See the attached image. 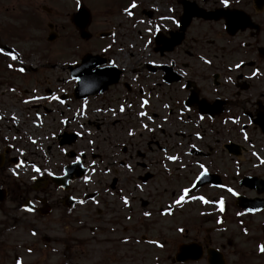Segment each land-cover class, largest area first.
<instances>
[{
    "label": "flooded vegetation",
    "instance_id": "obj_1",
    "mask_svg": "<svg viewBox=\"0 0 264 264\" xmlns=\"http://www.w3.org/2000/svg\"><path fill=\"white\" fill-rule=\"evenodd\" d=\"M35 1L0 0V9H5L3 13L11 10L19 11L21 15L27 14L28 25H33ZM106 1L102 6L109 4ZM117 1L112 7L118 11L115 19L124 22L118 24L115 20L117 26L130 25L131 31L138 29V37L142 41L138 48L113 41V29L98 31V25L114 27L115 24L114 19H107L105 9H100L95 0H70L71 5L65 6L62 15L41 7V12L46 16L61 15L64 19L46 23V40L63 38L65 43L75 41L70 49L73 59L61 65L59 77L44 78L50 85H59V90H62L60 95L65 99L59 102L57 121L53 126L58 125L55 139L57 146L66 150L63 155L68 161L59 162L57 168L50 166L48 160L44 166L33 169V174L24 173L22 177H14L9 171L12 169L10 165L21 167V159L9 156L10 147L0 149V191L4 192L3 199H0V213L27 211L38 217H50L54 208L60 206L64 208L65 216L71 214L82 226L86 218L83 213L88 212L89 207L84 212L79 211L78 207L88 203L96 207L103 203L102 194L107 192L103 179L109 178L106 184H111L114 189L118 179L109 175L116 168L114 160L123 155L125 158L119 160L118 165L130 174L124 179L122 191L123 199L128 200L127 205L123 204L127 213L124 220L129 221L132 212L137 209L135 205L132 210L131 204L136 199V193L142 191L139 186L146 184L140 182L144 171L150 168L146 162H151V158L146 157H161V161L158 159L154 165L156 180L162 178V160L169 161L172 167L175 160L169 157L175 156L176 163L184 165L185 169L192 164L196 167L204 165L202 169L206 170V185L198 191L206 189L218 194L206 195L207 208H211L206 210V238L202 242L192 239L177 244L172 257L167 249V264H264V252L258 250L259 246H264V208L255 212L247 210L248 201H264V147L260 150L262 155L254 156L256 147L252 142V139L256 141L258 137H264V0H227V7L221 4L219 8L211 6L210 0H159L157 7L150 3L144 7L143 2L138 0ZM183 1L192 4L196 13L205 14V18L193 17L182 32L178 26L182 13L180 2ZM133 3L135 7H130ZM220 9L222 14L241 12L244 15L241 23L247 25L229 33L224 20L206 18V14ZM80 10L84 11L78 18V26H75L73 16ZM193 22L205 26L220 23L227 41L236 40L234 44L226 45L227 48L219 55L210 53L211 57H207L206 52L191 55L186 50L183 54L186 58H181L179 49L185 46ZM84 23H87L86 28L80 30ZM65 27L69 30L63 33ZM179 30L183 38L180 44H175L173 36ZM82 42L91 43L89 47L92 49L84 51L80 46ZM63 46L65 53V44ZM115 46L120 48L113 49ZM234 53L241 57L240 60L231 57ZM87 55L97 57L95 62L98 64L88 66L72 77L69 67L80 65ZM205 60L209 63H205ZM237 64L241 66L235 67ZM22 70L25 68L22 67ZM254 71L257 73L255 76L252 75ZM77 82L97 87L102 92H82L87 95L76 100L72 93ZM47 92L50 94L49 89ZM44 100L49 105V101ZM43 111L47 120L52 109L43 108ZM129 132L132 134L129 135ZM227 134L233 138L225 141ZM235 134L249 143L247 148L235 142ZM163 137L169 142L168 145H161ZM211 143L214 145L211 146ZM169 151L171 154H168ZM244 152L248 155L252 152L250 155L254 161L248 159L250 166H247V162L242 167ZM74 159L79 161L76 168L79 167L77 172L82 173L81 177L73 178L66 190L57 188L53 179L61 175L66 166L76 164L73 163ZM227 168L233 170L232 173ZM138 171L140 174L136 176ZM191 174L193 186L201 173ZM90 181L95 187L91 194L81 186ZM126 183L135 187L134 194L128 192ZM255 184L259 186L253 187ZM228 189L237 195H231ZM156 192L155 189V196L160 197ZM146 195L147 204L141 197L138 198L142 203L140 213L144 217V213H149L147 217L151 218L153 213L144 207L149 205L152 193ZM92 211L96 213L95 217L99 216V209ZM78 217L83 221H79ZM100 222H103L102 217ZM223 233H229L230 239L226 243L223 242ZM149 246V250L156 248V245ZM181 246H194L189 252L186 251L187 258L177 257ZM145 254L155 256L152 252ZM197 254H200L199 259L194 261ZM156 258L160 261L159 256Z\"/></svg>",
    "mask_w": 264,
    "mask_h": 264
},
{
    "label": "rangeland",
    "instance_id": "obj_2",
    "mask_svg": "<svg viewBox=\"0 0 264 264\" xmlns=\"http://www.w3.org/2000/svg\"><path fill=\"white\" fill-rule=\"evenodd\" d=\"M95 1L100 9H105L107 19H114L115 24L114 27L108 26L109 24L98 25V31L108 32L109 29H113L115 31L113 41L117 44H127L126 47L131 45L133 48H138L139 43L142 42L138 37V29L131 31L130 25L117 26L116 21L118 24L124 22L119 21L118 18L115 19L118 11L112 7L116 0ZM104 1L109 4L105 3L102 6ZM138 1H142L144 7L149 3L157 7L159 0ZM198 1L202 2V0ZM62 3L64 5H61ZM210 3L211 6L217 8L221 5L220 0H210ZM70 5V0H54L53 2L51 0H36L33 25H28L27 14L21 15L19 11L11 10L8 13H3L5 9H0V48H8L14 53L0 54V149L10 147L9 156H17L21 159V167L14 168L13 165H10L12 169L9 171L12 174L15 173L14 177H22L24 173L31 175L34 172L33 169L44 166L48 160H50V166L57 168L59 162L68 161L67 157L63 155L66 150L59 148L55 139L58 125L53 126V123L57 121L55 119L57 117L56 110L60 108L59 103L51 100L48 105L44 103L43 98L47 89L54 93L60 92L56 88V86L59 87L58 85H50L49 81L44 78L59 77L61 65L73 59L70 49L75 45V41L65 43L63 38L48 42L46 40L48 34L46 23L56 19L64 21L61 15L66 9L65 6L69 7ZM41 7L57 11L61 15L48 17L41 12ZM121 7L123 6L121 5ZM68 30V27H65L63 33ZM226 38L220 23L206 24L205 26L193 22L186 37L185 46L179 49V56L186 58L183 56L186 50L191 55L200 52L203 54L206 52L207 57H211L210 53L219 55V52H223L222 50L227 48L226 45L234 44L236 40V38L231 39L229 42ZM63 44L66 47L65 53H63ZM90 44L82 42L80 46L84 51H88L92 49L89 47ZM119 48V46H115L113 49ZM11 55L18 56V60H12ZM231 57L235 60L241 58L237 57L236 53ZM9 64L12 65L11 68L8 67ZM199 64L201 63L199 62ZM22 67L25 70L21 71ZM50 81L54 83L53 79ZM50 97L48 96V100ZM43 108L52 109L51 115L46 117L47 120L42 114ZM231 137L230 134H227L225 141ZM234 137L236 138L235 142L247 148L249 143L244 142L239 134H235ZM162 139L161 145L169 144L164 137ZM252 142L256 147L254 156L262 155L260 150L264 147V137H258L256 141L252 139ZM122 143L120 144L122 145ZM121 145L118 144L117 147L120 148ZM213 145L211 143V146ZM168 154H171L170 151ZM249 155L243 153L242 167H245L247 162V166H250L248 159L254 161ZM148 157L151 158V162L146 163L150 168L148 171H144V175L140 179V182H145L147 185L139 186L142 191L136 193V199L131 204L132 210L135 205L137 209L132 212L129 221L124 220L127 218V213L124 211L122 191L124 179L130 177V174L125 171L124 167L118 165V161L125 158L123 155L122 158L118 157L114 160L116 168H114L113 174L109 175L110 178L116 176L118 179L114 189L111 188V184H106L109 182V178L103 179L105 189H107V192L102 194L103 203L96 207H92V203L78 207L81 212L87 211L86 207H89L88 212L83 213L86 218H84L82 226L78 225L77 219L71 214L65 216L64 208L60 206L54 208L55 211L50 217H38L27 211L0 213V264H16L17 260H20L21 264H167L168 262L165 261L167 249L172 257L177 244L192 239L202 242L206 238V227L208 226L206 210L209 207L207 208L205 202L206 195H217L218 192L203 189L191 193V196L202 197L203 200H193L188 197L186 202L180 205L174 204L173 201L179 196L182 189L190 188L193 181L191 173L196 175L204 165L196 167L192 164L190 168L185 169L186 167L177 164L176 160L172 167L169 161L162 160V178L158 177L154 180L156 171L154 165L161 157L148 155L146 159ZM157 168H159L158 164ZM227 171L232 173L233 170L227 168ZM138 174L140 171L136 176ZM144 178L147 179L144 180ZM81 186L86 188L89 193L95 190L92 181ZM126 188L130 193L136 192L133 185L128 186L126 183ZM155 189L160 197L155 196ZM148 192L152 193V196L148 202L149 205L144 208L153 213L151 218L141 215L142 203H139L138 200L141 197L147 204L146 194ZM5 208L7 211L10 210L6 205ZM96 208L100 211L97 214L98 217H95L96 213L92 211ZM170 208L172 209L170 210ZM101 217L103 218L102 223L100 222ZM78 219L81 220L80 217ZM178 229L183 231H178ZM33 232L36 235H32ZM228 234H222V237L225 238L224 243L228 238L230 239ZM156 244L163 246H156L157 249L149 250V245ZM146 252H152L155 256L146 255ZM156 256H159L162 262L157 261Z\"/></svg>",
    "mask_w": 264,
    "mask_h": 264
},
{
    "label": "water",
    "instance_id": "obj_3",
    "mask_svg": "<svg viewBox=\"0 0 264 264\" xmlns=\"http://www.w3.org/2000/svg\"><path fill=\"white\" fill-rule=\"evenodd\" d=\"M189 4L185 3L183 4V15L180 19V26H182L180 29L182 31H184V29L186 28V26L188 25L189 21H190V18L193 16V15H196L197 17H205V14H202L201 12L199 13H196V12H193L191 11V7L188 6ZM84 10L82 11H79L77 14H75L73 16V23L78 26V18L81 14V12L83 13ZM219 13L220 12H215V13H212L211 15H208L206 14V18H215V19H218L220 17H224L225 20H226V23H227V28L230 32V30H232L233 32L239 28H244L247 24L246 23H241L242 21V17L244 16L241 12H238V11H233V12H229V13H223L221 16H219ZM88 20V18L86 17V21ZM83 21H85V19H83ZM85 21V22H86ZM87 26V23H84L82 24V26L79 27L80 30H84ZM175 40H173V43L175 44H179V42L181 41L182 39V35H178L175 34L174 37H173ZM157 40V39H156ZM92 59H95V58H92L91 56H86L85 58H83L82 60V66L84 68H86V66H93V64H97L95 62V60H92ZM80 89V88H79ZM81 90V89H80ZM0 161H1V158H0ZM74 167L71 166L69 168H66L65 169V176L63 179L59 180V182H56V184L58 186H62V185H65L67 180L70 178L71 174L74 171L73 169ZM79 176V175H78ZM206 184V175L203 174L201 176V178L199 180L196 181L195 183V187L194 189L198 188V187H201L203 185ZM259 185H262L261 183H259ZM258 184H255L253 185V187L257 188L259 186ZM4 196V193H2L0 191V199L1 197ZM247 203H249V207L247 210L249 211H254V210H259L261 208H264V201H256V200H252V201H248ZM242 206V205H241ZM243 207V206H242ZM194 246H181L179 248V254L177 255V257H181V258H185V253L186 251L189 252ZM199 253H200V250H199ZM200 256V254H197V256L195 257V255L193 257L195 258H198ZM189 258V257H188Z\"/></svg>",
    "mask_w": 264,
    "mask_h": 264
},
{
    "label": "snow or ice",
    "instance_id": "obj_4",
    "mask_svg": "<svg viewBox=\"0 0 264 264\" xmlns=\"http://www.w3.org/2000/svg\"><path fill=\"white\" fill-rule=\"evenodd\" d=\"M220 3H221L222 5H224L225 7H227V0H220ZM130 7H135V4L133 3ZM169 11H171V9H169ZM125 12L128 13V15H131V13L128 11V9H125ZM173 23H176V21L173 20ZM0 54L9 55L8 53L4 52V50H3L2 48H0ZM10 58H11L12 60H16V59H17V57H16L15 55H11ZM204 62H205V63H209V61H207V60H205ZM240 66H241L240 64L235 65V67H237V68H239ZM8 67L11 68L12 65L9 64ZM21 71H22V69H21ZM256 74H257V73H256L255 71L252 73L253 76H255ZM25 102H27V101H25ZM61 102H63V101H61ZM142 106H143V105H142ZM140 115H144V113H140ZM13 119H15V118L13 117ZM149 130H150V129H149ZM131 134H132V133L129 132V135H131ZM77 135H79V133H77ZM89 143H91V141H89ZM169 159H170V160H176L177 158H176L175 156H173V157H169ZM78 162H79V161L76 160V159L73 160V163H78ZM201 167H203V166H201ZM36 171H39V170L36 169ZM13 175H15V173H13ZM49 175H52V173H49ZM202 175H203V173H201V176H202ZM201 176H198L196 179L199 180V179L201 178ZM193 187H195V184H193ZM228 191H229V192L231 193V195H233V196H236V195H237V193L234 192L232 189H228ZM188 197H190V198L193 199V200H196V199L203 200L202 197L191 196V189H190V188H184V189H182V191H181V193L179 194V196L173 201V203L176 204V205H180V204L186 202V198H188ZM122 199H123V198H122ZM205 202H206V201H205ZM123 203H124L125 205H127V204H128V200H127V199H123ZM220 203H221V205H222V204H223V201H221ZM221 210H223V209L221 208ZM161 214H163V213H161ZM144 215L147 216V215H149V213H144ZM218 223H219V221H218ZM178 231H183V230H182V229H178ZM32 235H36V233L33 232ZM156 246H157V247H162V245H160V244H156ZM258 250H259L260 252H264V246H259V247H258ZM29 251H30V250H29ZM16 264H21V261H20V260H17V261H16Z\"/></svg>",
    "mask_w": 264,
    "mask_h": 264
}]
</instances>
